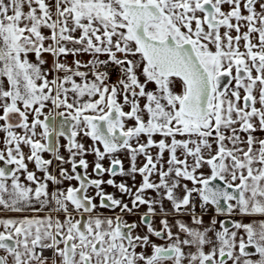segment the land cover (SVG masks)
<instances>
[{"label": "snow or ice", "instance_id": "snow-or-ice-1", "mask_svg": "<svg viewBox=\"0 0 264 264\" xmlns=\"http://www.w3.org/2000/svg\"><path fill=\"white\" fill-rule=\"evenodd\" d=\"M0 165V264H264V0H0Z\"/></svg>", "mask_w": 264, "mask_h": 264}, {"label": "crops", "instance_id": "crops-1", "mask_svg": "<svg viewBox=\"0 0 264 264\" xmlns=\"http://www.w3.org/2000/svg\"><path fill=\"white\" fill-rule=\"evenodd\" d=\"M85 59H87V57H85ZM69 62H71V57H69ZM25 151H27V149H25ZM46 157L47 158H50V156H48V154H46ZM89 159L91 160L92 159V157H89ZM2 166V165H1ZM30 167H31V165H30ZM109 191H114L113 189H109ZM48 254V253H47Z\"/></svg>", "mask_w": 264, "mask_h": 264}, {"label": "flooded vegetation", "instance_id": "flooded-vegetation-1", "mask_svg": "<svg viewBox=\"0 0 264 264\" xmlns=\"http://www.w3.org/2000/svg\"><path fill=\"white\" fill-rule=\"evenodd\" d=\"M1 166V165H0ZM47 254V253H46ZM49 254V253H48Z\"/></svg>", "mask_w": 264, "mask_h": 264}]
</instances>
